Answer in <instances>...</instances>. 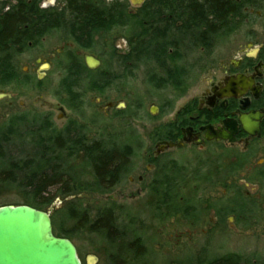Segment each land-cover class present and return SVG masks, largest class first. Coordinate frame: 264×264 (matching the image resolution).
Instances as JSON below:
<instances>
[{"label": "rangeland", "instance_id": "1", "mask_svg": "<svg viewBox=\"0 0 264 264\" xmlns=\"http://www.w3.org/2000/svg\"><path fill=\"white\" fill-rule=\"evenodd\" d=\"M27 1L0 0V17L7 10L13 11L19 4H28ZM65 4L63 0H41L38 4L44 13H53L57 17L54 20L58 21L60 28L13 58L15 78L8 85L0 83V90L13 94L15 100L11 108L6 101L0 102V108L7 111V116L0 122V134L6 132V123L10 119L22 117L31 124L38 115L41 120L49 119L58 133H62L69 122L76 123L78 127L81 126L76 134L82 136L86 143L97 141L109 146L126 144L132 156L125 166L126 172L128 169L129 172L109 195L80 192L64 200L55 198L51 207L42 210L51 218L54 236L68 239L75 246L82 262L89 263L88 258L94 257L98 259L97 264H108L109 260L113 264H201L234 254V250H241L243 254L257 250L263 252L264 241L242 243L234 237V213L225 211L223 216H216L215 208L226 207L225 201H232V195L230 190L226 192L222 184L212 188L191 175L189 170L196 169L201 154L168 150L155 158L158 140L156 129L166 127L180 107L199 95L203 90L204 77H213V69L218 66V62L224 63L231 57L233 52L230 44L240 39L242 30L232 37L223 38L220 45H217L218 41L212 46L208 45L212 48L205 50L183 42V36L176 33L172 35L176 41L172 47L169 35H165L164 55L158 58L143 57L139 64L131 65L125 64L122 59L130 51V42L137 37L135 41L145 46L149 40L150 34L143 31L141 17H124V26H110L106 33L101 32L94 38L90 51H84L73 45L69 37V27L77 18L72 11L63 7ZM77 5L81 7L86 3ZM110 7L128 13L132 5L127 1L123 3V0H111ZM145 21H153V25H157L155 18ZM70 52L83 65L86 55L100 61V67L95 71L88 70L87 77L83 73L75 78L76 86L72 93H77L78 103L73 106L69 105L70 94L64 89L66 82L63 68L67 65L65 58ZM102 72H105L104 80L97 76ZM34 76L43 80L35 82ZM120 104L124 105L121 109L117 108ZM108 105L111 107L108 108ZM27 128L20 131L23 136L21 140L10 141L4 146L7 156L15 158L28 155L31 145L23 135ZM74 136L75 133L71 137ZM53 141L58 142L55 145L63 158V137ZM2 159L0 157V207L21 206L23 201L20 194L1 182L6 168ZM171 160L188 169L185 181L179 183L177 189L178 198L184 199L185 205L192 199L197 208L201 220L194 224L177 211L172 215L170 209L162 210L157 198L151 193L156 164ZM67 166L73 173L89 177L83 156H73ZM219 180L213 178L216 183ZM49 191L51 194L54 189ZM109 197L115 201L113 211L119 233L117 241H107L105 235L86 231H77L69 238L60 232L58 219L63 218L66 211H85L90 223H93L100 212L111 208ZM73 224L74 221H65L64 231L67 232ZM187 231H190V236L186 234ZM134 241L139 244H132ZM128 248L130 252L126 253ZM252 260L248 257L245 259L249 262Z\"/></svg>", "mask_w": 264, "mask_h": 264}, {"label": "flooded vegetation", "instance_id": "2", "mask_svg": "<svg viewBox=\"0 0 264 264\" xmlns=\"http://www.w3.org/2000/svg\"><path fill=\"white\" fill-rule=\"evenodd\" d=\"M124 1L132 5L126 16L155 18V26L153 21L152 24L142 21L143 31L169 35L172 47L176 45L172 38L175 33L183 34V42L205 50L212 48L208 45L212 46L216 41L220 45L223 38L232 37L242 30L240 39L230 44L231 57L224 63L218 62L213 69V77H204L203 90L175 113L168 124L167 137L163 135L156 140L155 158L168 150L201 154L196 169L189 170L191 175L212 188L222 184L232 195V201H225L226 207L215 208L216 216H223L225 211L234 213V237L238 242L264 241V0ZM27 3L30 5L31 0ZM78 3L92 4L102 14L111 8V0H77L73 2V7L76 8ZM63 7L67 8L66 4ZM223 18L227 19V24H223ZM113 26L122 27L124 24ZM32 78L40 82L43 80L35 76ZM0 93L9 96L0 102L6 101L11 108L14 95L5 90H0ZM6 116L7 111L0 108V122ZM16 118L6 123V131L15 127ZM161 143L174 146L162 152L159 150ZM156 167L151 193L161 209H170L172 215L177 211L192 224L200 221L192 199L185 205L184 199L178 198V184L185 181L188 169L174 160L156 164ZM166 172L167 182H171L170 192L177 191L173 196L170 194L164 198V194L160 197L158 192L161 193L164 187L159 182L163 181L162 174ZM214 177L220 178L218 183L213 181ZM175 184L176 189L173 187ZM112 199L109 200L115 202ZM186 234L191 235L190 231ZM181 235L178 237L181 238ZM234 255L241 259V264H264L261 261L264 260V251L243 254L241 250H234ZM247 257L253 259L252 262L245 261ZM78 258L81 264H88L82 262L79 255ZM88 261L90 264L98 263L94 257L88 258ZM108 264L113 262L109 260Z\"/></svg>", "mask_w": 264, "mask_h": 264}, {"label": "trees", "instance_id": "3", "mask_svg": "<svg viewBox=\"0 0 264 264\" xmlns=\"http://www.w3.org/2000/svg\"><path fill=\"white\" fill-rule=\"evenodd\" d=\"M40 1L31 0L32 4L30 5L19 4L15 6L13 11L0 17V83L2 84L8 85L15 78L12 60L16 55L27 48L29 43L35 45L43 37L60 28L58 21L54 20L57 17H54L53 13H44L43 10L39 9ZM64 1L67 9L72 11L74 17L77 18L69 27L68 34L79 50L90 51L97 35L101 32L106 33L110 28L109 26L117 23L124 24V17H127V13L122 9L109 8L105 14H102L98 13L97 9L92 8L94 6L88 3L81 5V7L77 5L74 8L73 2L77 0ZM142 19L148 21L151 17H143ZM148 24H152L151 21ZM223 24H227L226 18H223ZM148 32L150 34L149 40L145 46L139 45V42L135 41L137 37L130 42V51L127 55L122 56L125 64H139L143 57L158 58L166 53V44L163 38L167 34H158L152 30ZM181 35L183 36V34ZM151 49L157 50L152 51ZM65 59V64L68 66L63 68L66 82L64 89L67 94H70L69 105L73 106L78 103L77 93H72L76 86L75 78L83 73L87 74V77L89 71L73 53L70 52ZM97 76L101 80L106 78L105 72ZM31 79L29 78V80ZM33 80L38 82L36 79ZM16 120L14 128L0 134L2 135L0 138V157L3 158V164H6L1 182L14 188L20 194L23 205L42 211L51 207L55 198L64 200L80 192L101 196L109 195L129 172V169L126 172L125 168L127 167L125 166L131 159L132 153L126 144L125 146H109L107 143L97 141L91 143L87 141L86 143L82 136L76 134L81 126L78 127L74 122H69L63 128L62 133H58L49 119L41 120L39 116H35L31 124L22 117L16 118ZM27 126L31 127L27 128ZM26 128L28 130L23 134L24 139L29 141L31 145L28 155L15 158L7 156L4 146L10 141L21 140L23 136H21L20 131L23 132ZM169 129V125L159 128L155 132L159 134H155V136L159 139L163 135L167 137ZM74 133L75 136L71 137ZM62 137L63 158H61V153L55 145L58 142L53 141L54 139H62ZM76 155L84 157L86 168L90 173L89 177H85L81 173H73L67 166L68 161ZM162 177L163 181L159 184L164 185V187L158 194L160 197L164 194V198H167L170 194L172 195L169 190L171 182H167V179L169 180L168 174H162ZM173 187L176 189L177 184ZM51 188L54 189V192L50 194ZM109 204L111 208L100 212L93 223H90L87 212L69 209L63 218L59 217L58 229L66 238L73 236L77 231H86L87 233L105 235L107 241L115 242L119 236L113 211L115 203L109 201ZM65 221L75 222L67 232L63 229ZM132 244L137 245L139 242L134 241ZM129 250L130 248L126 249V253H129ZM136 251L138 250L136 249ZM201 264H241V259L234 254H228Z\"/></svg>", "mask_w": 264, "mask_h": 264}, {"label": "water", "instance_id": "4", "mask_svg": "<svg viewBox=\"0 0 264 264\" xmlns=\"http://www.w3.org/2000/svg\"><path fill=\"white\" fill-rule=\"evenodd\" d=\"M83 62L89 71L100 67V62L92 56H84ZM5 98L9 96L0 94V100ZM123 107V104L117 106L119 109ZM173 146L170 143H161L159 150L163 152ZM0 264L81 262L69 240L54 236L51 218L47 212L21 205L0 207Z\"/></svg>", "mask_w": 264, "mask_h": 264}, {"label": "bare ground", "instance_id": "5", "mask_svg": "<svg viewBox=\"0 0 264 264\" xmlns=\"http://www.w3.org/2000/svg\"><path fill=\"white\" fill-rule=\"evenodd\" d=\"M87 56H90V55H87ZM93 57V56H92ZM94 58V57H93ZM95 59V58H94ZM0 94H4V93H0Z\"/></svg>", "mask_w": 264, "mask_h": 264}]
</instances>
